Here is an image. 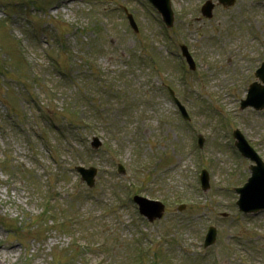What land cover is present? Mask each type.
I'll return each instance as SVG.
<instances>
[{"label": "rangeland", "instance_id": "obj_1", "mask_svg": "<svg viewBox=\"0 0 264 264\" xmlns=\"http://www.w3.org/2000/svg\"><path fill=\"white\" fill-rule=\"evenodd\" d=\"M172 1L176 22L165 31L146 0H0V264H21L24 256L29 264H138L140 247L142 264H264V212L244 217L236 205L233 188L250 176V161L232 134L240 129L264 158V110L240 109L264 60V0L218 6L212 19L200 18L205 0ZM102 6L110 14H101ZM183 43L198 65L186 83L179 71L188 68ZM152 48L165 71L153 73L148 62L127 66L133 52ZM18 49L40 73L38 82ZM62 49L65 60L80 65L96 59L106 74L90 94L96 105L72 99L91 125L71 133L58 108L76 96L77 84L89 86L91 79L68 86L60 78L49 57L60 58ZM165 80L181 91L176 94L191 121L163 88ZM106 89L101 106L97 92ZM95 136L102 141L98 148L91 145ZM164 154L168 160L160 161ZM79 165L96 167L93 185L82 180ZM203 168L210 172L207 191L200 184ZM47 188L56 194V216L71 217L65 231L57 224L51 229L47 220L48 232L38 241L23 228L50 218L42 215ZM135 193L165 202L163 218L151 223L141 215ZM16 220L24 227L9 230L6 222ZM210 225L218 239L205 248Z\"/></svg>", "mask_w": 264, "mask_h": 264}, {"label": "water", "instance_id": "obj_2", "mask_svg": "<svg viewBox=\"0 0 264 264\" xmlns=\"http://www.w3.org/2000/svg\"><path fill=\"white\" fill-rule=\"evenodd\" d=\"M155 4L160 8V10L164 13V20L171 25L173 23V12L171 9V2L168 0H154ZM228 2L229 0H223ZM212 5L207 4L204 7V13L208 16H212ZM184 54L188 57L189 61L191 62L192 66L194 65L192 62V59L187 51L186 47H183ZM260 76L264 79V67L259 72ZM245 104H253L258 108L264 107V86H257L253 85V88L250 91V95L248 100L245 102ZM183 112L185 116H187L186 111L183 108ZM240 140L238 142V146L240 149L247 155L254 159H256L259 163V166L253 167V171L256 173L258 171L262 172L264 175V165L261 163V161L258 159L256 154L250 149V147L247 145V143L244 141V139L239 136ZM84 174V178L89 181V183L92 182L93 176L95 174V170H82ZM257 176V175H256ZM208 178L203 177L204 186H208ZM255 182V180H254ZM252 184V181H251ZM249 184L246 188L241 189L242 192V199L239 202L242 209L246 211H257L259 209L264 208V191L258 192L255 187L249 190L250 185ZM264 187V185H263ZM137 202L141 205L142 211L150 217L151 220H154L157 217H161L164 212V206L160 203L156 202H150L145 199H142L140 197L136 198ZM216 235V230L211 229L210 234L208 236V242L207 244H210L214 241Z\"/></svg>", "mask_w": 264, "mask_h": 264}, {"label": "trees", "instance_id": "obj_3", "mask_svg": "<svg viewBox=\"0 0 264 264\" xmlns=\"http://www.w3.org/2000/svg\"><path fill=\"white\" fill-rule=\"evenodd\" d=\"M44 233V231L42 232V234ZM25 263V262H24ZM26 264V263H25Z\"/></svg>", "mask_w": 264, "mask_h": 264}]
</instances>
